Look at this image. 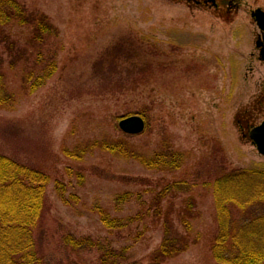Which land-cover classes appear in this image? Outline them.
<instances>
[{"label":"rangeland","instance_id":"obj_1","mask_svg":"<svg viewBox=\"0 0 264 264\" xmlns=\"http://www.w3.org/2000/svg\"><path fill=\"white\" fill-rule=\"evenodd\" d=\"M17 1L45 14L59 32L57 49L49 46L56 49L53 75L13 111L0 110V154L49 178L44 211L32 228L42 263L98 264L95 249L67 244L72 236L126 248L128 260L121 264H149L161 244L162 224L143 216L144 202L158 187L182 181L201 212L192 224L198 242L162 264H219L209 250L217 230L209 183L232 169L264 165L247 136L264 118V59L256 47L262 34L250 17L252 10L264 11V0H239L230 13L226 6L216 11L185 0ZM2 49L15 90L20 73L8 70ZM132 115L143 116L138 135L118 127ZM103 137L149 154L165 142L189 159L168 174L97 149L81 162L62 153ZM158 181L163 184L157 187ZM124 192L131 198L116 210L115 197ZM186 197L167 198L162 207H179ZM97 209L136 220L110 231Z\"/></svg>","mask_w":264,"mask_h":264},{"label":"trees","instance_id":"obj_2","mask_svg":"<svg viewBox=\"0 0 264 264\" xmlns=\"http://www.w3.org/2000/svg\"><path fill=\"white\" fill-rule=\"evenodd\" d=\"M14 29H19V33ZM58 42V29L45 14L28 9L17 0H0V46L7 54L8 70L20 73L17 88L10 89L4 59L0 56V110L13 111L19 99L35 92L53 75ZM50 43L56 45L55 52L49 49ZM247 124L252 122L248 120ZM94 149L168 174L177 172L189 159V153L175 151L165 142L149 154L133 144L106 137L75 144L72 150L63 149L62 153L68 159L81 162ZM78 178L82 184L83 176ZM48 180L40 170L0 154V264H43L34 244L32 228L44 211ZM158 184L163 182L158 181L156 186ZM209 184L217 221L216 233L209 244L212 258L219 264H264V165L232 169L216 176ZM55 189L66 204L64 188L57 183ZM150 193L154 195L149 203L144 202L146 209H142V214L161 222L162 240L160 247L151 254L149 264H162L198 242L192 224L201 218V212L191 195L190 185L182 181L168 182ZM178 194L187 195L180 206L174 207L171 203L163 209L162 202ZM130 198L128 192L117 195L115 209ZM233 210L237 211V219ZM97 212L101 223L110 231L120 230L136 220L111 217L102 209ZM66 242L78 251L95 249L98 264H121L128 260L126 248L113 249L109 242H94L90 238L77 240L72 236Z\"/></svg>","mask_w":264,"mask_h":264},{"label":"water","instance_id":"obj_3","mask_svg":"<svg viewBox=\"0 0 264 264\" xmlns=\"http://www.w3.org/2000/svg\"><path fill=\"white\" fill-rule=\"evenodd\" d=\"M251 18L254 20L257 28L262 34V39L264 40V12L260 9H255L251 12ZM256 47L260 48L259 56L260 59H264V41L260 42V39L256 41ZM264 93V82L262 86ZM144 121L141 117L132 115L120 119L118 122V127L121 132L127 135H138L144 130ZM248 139L254 145L256 151L264 156V120L257 126L252 127L248 131Z\"/></svg>","mask_w":264,"mask_h":264},{"label":"flooded vegetation","instance_id":"obj_4","mask_svg":"<svg viewBox=\"0 0 264 264\" xmlns=\"http://www.w3.org/2000/svg\"><path fill=\"white\" fill-rule=\"evenodd\" d=\"M185 1H190V2L194 3L195 5L208 6V7L212 8L216 11L219 10L222 6H226L227 7V9H226L227 13H230L231 11H234V10L237 11L239 9V6H240V3L238 2L239 0H185ZM257 9H260V8H257ZM251 12H250V17H251ZM258 39H260V42L264 41L262 39V36L260 38L258 37Z\"/></svg>","mask_w":264,"mask_h":264}]
</instances>
